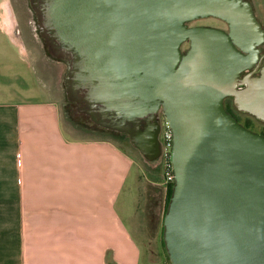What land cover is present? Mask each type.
Here are the masks:
<instances>
[{"label": "water", "instance_id": "95a60500", "mask_svg": "<svg viewBox=\"0 0 264 264\" xmlns=\"http://www.w3.org/2000/svg\"><path fill=\"white\" fill-rule=\"evenodd\" d=\"M29 3L66 63L68 99L92 122L126 133L153 161L159 111L168 121L174 181L163 241L171 264H264V135L224 107L231 97L264 123V28L251 2ZM208 17L227 30L189 25Z\"/></svg>", "mask_w": 264, "mask_h": 264}, {"label": "crops", "instance_id": "0c3cea01", "mask_svg": "<svg viewBox=\"0 0 264 264\" xmlns=\"http://www.w3.org/2000/svg\"><path fill=\"white\" fill-rule=\"evenodd\" d=\"M2 1L0 264H152L144 221L136 220L140 193L130 156L110 136L64 128L55 99L39 83L32 87L43 98L7 94L8 86L22 89V66L12 54L29 51L20 32L6 26ZM145 178L158 183L155 175Z\"/></svg>", "mask_w": 264, "mask_h": 264}, {"label": "rangeland", "instance_id": "374dc122", "mask_svg": "<svg viewBox=\"0 0 264 264\" xmlns=\"http://www.w3.org/2000/svg\"><path fill=\"white\" fill-rule=\"evenodd\" d=\"M249 1L253 6L257 19L264 28V0ZM2 7L3 9H1V12L4 11L6 26L9 28L11 26L20 32L23 44L29 51L28 53H24L17 49V52L12 54L14 58H17V60L20 61L22 66L21 76L17 77V79L21 78L17 82L19 86L18 88L24 89L25 87H29V89H24V91L22 89L14 90L12 87L8 86L7 89L9 90L7 94L11 92L10 95H12L17 101L25 100L24 92L43 98V90L40 91V89H45L46 87L52 94V97L55 99L60 110L63 127L66 129L71 128L72 134H74L73 131H75L78 136L84 134L89 135L91 133H89L90 130L87 129V127H84L77 117L74 118L75 114H71L67 109L69 103L66 99L63 85L66 63L61 55L55 56L46 51L43 39L37 31V18L29 0H3ZM195 22L200 25H211L222 29L225 28V25L217 19L204 18ZM185 46L186 45L184 44L182 47L184 48ZM261 46L264 51V43ZM28 65H32V67L36 68L37 78L30 73ZM37 83H39V90L32 87ZM103 136H110V138L115 140L132 159L134 164L133 171L137 170L138 173V190L140 193L137 199L138 218H136V220L139 219V221H137L140 225H142L144 221L146 229V241L144 244H146V250L150 253L152 264H169L163 247L162 225L165 212V185L163 182L164 175L161 159L157 158L153 161L147 160L131 143L126 134L120 137H115L104 133ZM144 175H155V178L158 179V183H151L149 179H144ZM139 227L141 226L138 225V228ZM136 237L138 240H142L138 233H136Z\"/></svg>", "mask_w": 264, "mask_h": 264}, {"label": "flooded vegetation", "instance_id": "af4514ba", "mask_svg": "<svg viewBox=\"0 0 264 264\" xmlns=\"http://www.w3.org/2000/svg\"><path fill=\"white\" fill-rule=\"evenodd\" d=\"M35 13V12H34ZM35 16L37 18V31L38 33L40 34V36L42 37L43 39V43H44V46L46 48V51L50 54H53L55 56H59L55 49L52 47V43H51V35L49 34V31L48 29L46 28V26L44 25V21L43 20V17H40L38 16L36 13H35ZM208 18H212V19H217L218 21L222 22L224 25H225V28H223L224 30H227V25L224 21L218 19V18H214V17H208ZM204 19V18H202ZM200 20V19H198ZM198 20H195V21H198ZM195 21H192L189 23L190 26H193V25H200L198 23H196ZM207 26H211V25H207ZM215 27V26H213ZM220 28V27H218ZM186 46H188V43L186 42L185 43ZM185 46V47H186ZM261 48V53H263V49H262V46H260ZM65 62V61H64ZM246 72V71H245ZM245 72H242L241 73V76L245 73ZM254 74H258V71H255ZM65 91V90H64ZM65 96H66V99L69 103L68 105V111L75 114V117L74 118H78L82 124L87 127V129L91 130V131H95V132H99L101 134H106V135H111V136H115V137H120L122 135H125L126 133H123V132H120V131H117V130H114V129H110V128H105L103 126H100V125H97L95 124L94 122H92L90 120V117L86 114H84L83 112L80 111V108H79V104L77 102H74L72 100H69L68 97H67V94H66V91H65ZM226 99L230 100V103L231 105H233L232 103V98L231 97H227L224 99V103L226 101ZM235 111V110H233ZM236 114H238L236 111H235ZM241 117H242V114H239ZM162 117H163V114L161 111H159L158 113V125H159V130H158V134H157V139H158V142H159V145H160V135H159V131H160V125H161V120H162ZM243 119H239L240 122H242ZM251 130H254L256 132H258L255 128H250ZM108 133V134H107ZM127 135V134H126ZM159 158V157H158Z\"/></svg>", "mask_w": 264, "mask_h": 264}, {"label": "built area", "instance_id": "2783aa9c", "mask_svg": "<svg viewBox=\"0 0 264 264\" xmlns=\"http://www.w3.org/2000/svg\"><path fill=\"white\" fill-rule=\"evenodd\" d=\"M160 154L161 164L164 172L163 182L167 185L169 182L174 180L173 166L171 162L172 146H173V133L172 129L163 116L160 125Z\"/></svg>", "mask_w": 264, "mask_h": 264}, {"label": "trees", "instance_id": "16d2710c", "mask_svg": "<svg viewBox=\"0 0 264 264\" xmlns=\"http://www.w3.org/2000/svg\"><path fill=\"white\" fill-rule=\"evenodd\" d=\"M224 107L227 111L231 112L236 117L238 122H240L239 119H243L242 122H240L243 126H245L246 128H249V129L253 127L258 131V133L264 135V123L263 122L257 120L255 117H253L250 114L238 111L234 107V105H231L230 100H228V99H226V101L224 103ZM233 110H235L238 114H236L235 111H233ZM239 114H242V117ZM173 181H171L167 185H165V204H164L165 211L167 209L169 198H170L171 193H172ZM162 229H163V225H162ZM163 247H164V250L166 252L168 263L171 264L169 257H168V254H167V251L165 249L164 241H163Z\"/></svg>", "mask_w": 264, "mask_h": 264}]
</instances>
